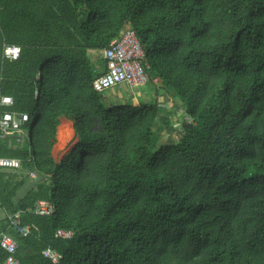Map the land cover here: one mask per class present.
Instances as JSON below:
<instances>
[{"label":"trees","instance_id":"obj_1","mask_svg":"<svg viewBox=\"0 0 264 264\" xmlns=\"http://www.w3.org/2000/svg\"><path fill=\"white\" fill-rule=\"evenodd\" d=\"M127 25L192 119L155 152L159 106L106 107L91 59ZM3 96L32 125L21 149L0 139V157L41 183L17 199L24 182L0 172V209L31 231L5 218L0 233L22 264H264V0H0ZM62 119L75 144L56 163ZM41 200L53 215L29 212Z\"/></svg>","mask_w":264,"mask_h":264},{"label":"built area","instance_id":"obj_2","mask_svg":"<svg viewBox=\"0 0 264 264\" xmlns=\"http://www.w3.org/2000/svg\"><path fill=\"white\" fill-rule=\"evenodd\" d=\"M21 49L18 46H6L4 48V58L16 61L19 59ZM103 59L106 62V68L100 78L97 80L98 90L102 93L115 89L128 87L131 90L146 87L150 84H161V79L157 76L151 77L147 73L149 69L145 62V51L136 34V31L127 25L119 37L115 38L109 47L103 50ZM14 106L13 98L3 96L0 98V139L6 138L11 134L23 132V128L30 123V117L26 113L12 111ZM22 169V163L15 158L0 157V172H14ZM33 180L38 178L35 172H30ZM37 216L49 217L53 215L54 208L50 201L41 200L36 203L33 210H29ZM22 212L8 214L6 217L8 229L15 231L22 237L31 235L30 229L22 224ZM74 232L71 230L59 229L56 231V237L63 240L73 238ZM0 246L6 252V259L3 264H22L17 257L18 243L8 233L0 235ZM45 258L54 263H58L61 256L47 249L43 252Z\"/></svg>","mask_w":264,"mask_h":264},{"label":"rangeland","instance_id":"obj_3","mask_svg":"<svg viewBox=\"0 0 264 264\" xmlns=\"http://www.w3.org/2000/svg\"><path fill=\"white\" fill-rule=\"evenodd\" d=\"M91 59L98 68V71H102L106 68V64L103 61L101 52L93 53L91 55ZM101 94L102 101L108 108L126 104L131 106L149 104H156L158 106L159 104L161 105L159 106L161 109L160 119L157 120L154 125L156 140L152 149L153 152L157 151L163 146L173 145L176 143L179 136L183 132L184 125L192 122V119L186 114V109L183 102L177 96H175L173 92L162 88L160 83L158 85L153 83L147 85L146 87H141L134 90H131L128 87H123L122 89L120 88L112 91H105ZM31 125V123L27 124L21 133L8 135L4 141V143H7V147L10 149H21V147L27 143V140L29 141ZM74 133L73 123L63 120L57 129V143L53 148V156L55 159H57V161H60L71 151V148L75 144ZM58 138H63V140L67 142L64 144L63 148H61V150L58 148ZM6 174L9 179H11L13 184L25 182L31 187H37L41 185L39 181L32 180L28 170L25 169L19 170L17 172H6ZM6 215H8L7 212L4 210L0 211V233L3 229Z\"/></svg>","mask_w":264,"mask_h":264},{"label":"crops","instance_id":"obj_4","mask_svg":"<svg viewBox=\"0 0 264 264\" xmlns=\"http://www.w3.org/2000/svg\"><path fill=\"white\" fill-rule=\"evenodd\" d=\"M160 86H161V84H160ZM171 92H173V91H171ZM173 94L175 95V96H177L174 92H173ZM178 97V96H177ZM159 106H161L160 104H159ZM63 120H67V119H62V121H61V123L63 122ZM68 121V120H67ZM61 125V124H60ZM74 136H75V133H74ZM5 139V138H4ZM1 140H3V139H1ZM58 154H59V152H58ZM57 154V155H58ZM54 155V152L52 151V157L54 158V160H55V162L56 163H59L60 161H57V159H55V157L53 156ZM59 156V155H58ZM57 157V156H56ZM33 180V179H32ZM37 187H31L30 185H28V184H26L25 182H24V186L23 187H21L20 189H19V191H18V194H17V199H22L23 197H25L29 192H31V191H37ZM0 211H3V210H1L0 209Z\"/></svg>","mask_w":264,"mask_h":264},{"label":"bare ground","instance_id":"obj_5","mask_svg":"<svg viewBox=\"0 0 264 264\" xmlns=\"http://www.w3.org/2000/svg\"><path fill=\"white\" fill-rule=\"evenodd\" d=\"M60 134V133H59ZM59 139V138H58ZM61 142V143H60ZM59 143H60V145H59ZM65 143H67L65 140H63V138L62 139H59V142H58V148H60V150H61V148H63V146H64V144ZM65 148V147H64Z\"/></svg>","mask_w":264,"mask_h":264}]
</instances>
